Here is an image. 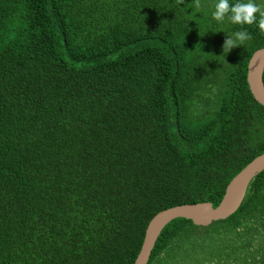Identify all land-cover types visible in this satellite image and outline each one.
<instances>
[{"label": "trees", "instance_id": "1", "mask_svg": "<svg viewBox=\"0 0 264 264\" xmlns=\"http://www.w3.org/2000/svg\"><path fill=\"white\" fill-rule=\"evenodd\" d=\"M217 2L0 0V264H133L155 213L216 206L264 152V33ZM147 264H264V170L227 218L167 223Z\"/></svg>", "mask_w": 264, "mask_h": 264}, {"label": "water", "instance_id": "2", "mask_svg": "<svg viewBox=\"0 0 264 264\" xmlns=\"http://www.w3.org/2000/svg\"><path fill=\"white\" fill-rule=\"evenodd\" d=\"M264 45L250 55L246 65V81L252 97L264 106ZM264 170V152L253 157L226 184L216 206L208 201L173 205L155 213L148 221L143 240L133 264H147L152 248L162 229L175 218H185L195 225H208L233 214L243 200L250 181Z\"/></svg>", "mask_w": 264, "mask_h": 264}, {"label": "clouds", "instance_id": "3", "mask_svg": "<svg viewBox=\"0 0 264 264\" xmlns=\"http://www.w3.org/2000/svg\"><path fill=\"white\" fill-rule=\"evenodd\" d=\"M184 2L185 0H177V3L181 5ZM194 6L200 9V0H195ZM212 17L218 23L227 18L232 24H257L261 33H264V4H258L256 0H246V2L245 0H237L235 4L230 3V0H218ZM250 39L251 36L247 30L237 31L234 35H228L223 44V51L228 53L233 47L243 45L246 40Z\"/></svg>", "mask_w": 264, "mask_h": 264}, {"label": "rangeland", "instance_id": "4", "mask_svg": "<svg viewBox=\"0 0 264 264\" xmlns=\"http://www.w3.org/2000/svg\"><path fill=\"white\" fill-rule=\"evenodd\" d=\"M256 3H258V4H264V0H256Z\"/></svg>", "mask_w": 264, "mask_h": 264}]
</instances>
